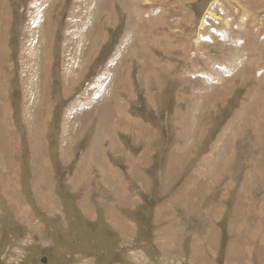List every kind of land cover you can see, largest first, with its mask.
<instances>
[{
	"label": "rangeland",
	"instance_id": "1",
	"mask_svg": "<svg viewBox=\"0 0 264 264\" xmlns=\"http://www.w3.org/2000/svg\"><path fill=\"white\" fill-rule=\"evenodd\" d=\"M0 264H264V0H0Z\"/></svg>",
	"mask_w": 264,
	"mask_h": 264
},
{
	"label": "bare ground",
	"instance_id": "2",
	"mask_svg": "<svg viewBox=\"0 0 264 264\" xmlns=\"http://www.w3.org/2000/svg\"><path fill=\"white\" fill-rule=\"evenodd\" d=\"M35 15V14H34ZM48 37V36H47ZM46 82V81H45ZM119 106V104L117 103V106L116 107H118Z\"/></svg>",
	"mask_w": 264,
	"mask_h": 264
},
{
	"label": "water",
	"instance_id": "3",
	"mask_svg": "<svg viewBox=\"0 0 264 264\" xmlns=\"http://www.w3.org/2000/svg\"><path fill=\"white\" fill-rule=\"evenodd\" d=\"M43 261H44V259H43Z\"/></svg>",
	"mask_w": 264,
	"mask_h": 264
}]
</instances>
